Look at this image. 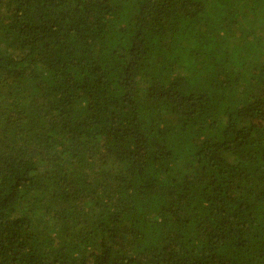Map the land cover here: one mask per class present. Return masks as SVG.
<instances>
[{"label": "trees", "instance_id": "obj_1", "mask_svg": "<svg viewBox=\"0 0 264 264\" xmlns=\"http://www.w3.org/2000/svg\"><path fill=\"white\" fill-rule=\"evenodd\" d=\"M0 264H264V0H0Z\"/></svg>", "mask_w": 264, "mask_h": 264}]
</instances>
